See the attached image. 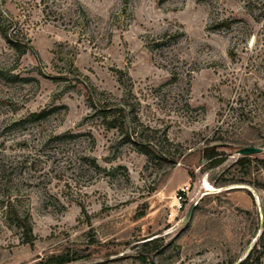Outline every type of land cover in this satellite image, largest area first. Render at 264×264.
Listing matches in <instances>:
<instances>
[{
    "label": "rangeland",
    "instance_id": "374dc122",
    "mask_svg": "<svg viewBox=\"0 0 264 264\" xmlns=\"http://www.w3.org/2000/svg\"><path fill=\"white\" fill-rule=\"evenodd\" d=\"M0 11L30 41L20 52L0 35V264H139L137 244L154 237L165 248L152 264L251 250L264 230V0H0ZM106 114L167 157L142 154ZM207 140L228 144L221 165L182 161ZM245 146L263 149L248 176L233 167Z\"/></svg>",
    "mask_w": 264,
    "mask_h": 264
},
{
    "label": "trees",
    "instance_id": "16d2710c",
    "mask_svg": "<svg viewBox=\"0 0 264 264\" xmlns=\"http://www.w3.org/2000/svg\"><path fill=\"white\" fill-rule=\"evenodd\" d=\"M4 12L0 11V35L5 39L6 42L10 46H12L14 49L19 50L20 52H27L28 49H30L29 39L26 43L22 44L19 39V35L16 32H13L12 30V21L8 19ZM22 45H24L22 47ZM102 111V110H101ZM105 111V110H103ZM36 115V114H35ZM106 118L109 119L108 125L111 128H117L118 125L115 124L116 117L110 116L106 114ZM118 129H120L122 132L125 130V137L127 141L131 143H135L140 146L139 151L147 155L149 158H165L167 157V154H169L168 151L160 149L155 143L151 142L150 140L145 139V137H141L139 133L136 130H132L130 132V129L127 126H123V124L119 125ZM228 144H225V142H215L213 140H207L202 146L199 148H196L195 150H192L188 154H186L182 161H185L187 157L198 155L199 159L201 161H204V163H200L199 167L200 170H202L204 167L207 168H213L216 166L221 165L225 159L228 156V153L223 150V147H227ZM184 155L183 153L181 154ZM181 155L178 159L181 158ZM251 158L249 156H240L233 164V167L240 169L243 171L244 176L250 175L251 172ZM262 163H264V160H258ZM188 175L193 181L195 179V171L191 168H188ZM247 180L245 178L240 179H224V180H216L214 182V185L216 187H226L229 184H245ZM198 208V204L196 206V209ZM30 230V229H29ZM143 242L138 243L137 247L138 249V259L139 264H152L155 262V258L158 255L157 253H162V250H164L165 246L163 244V238L162 237H154L152 239H143ZM163 246L161 250H158L159 246ZM150 251H155L154 254L149 253ZM79 256L69 257L64 255H57L52 256L48 260L42 261L38 264H70L73 261H75ZM242 259L238 264H264V230H262L261 234L256 238L255 242L253 243V246L251 250L243 256ZM238 260H232L228 262H222L220 264H236Z\"/></svg>",
    "mask_w": 264,
    "mask_h": 264
},
{
    "label": "water",
    "instance_id": "95a60500",
    "mask_svg": "<svg viewBox=\"0 0 264 264\" xmlns=\"http://www.w3.org/2000/svg\"><path fill=\"white\" fill-rule=\"evenodd\" d=\"M263 151V149L261 147H256V146H245V147H242L240 149L237 150V154H239V156H250V155H254V154H260L261 152ZM233 188H236V187H231L230 189H233ZM196 206H197V203H192L184 218H183V225L185 227H187L192 218H193V215H194V211L196 209ZM242 259H239L236 264H238Z\"/></svg>",
    "mask_w": 264,
    "mask_h": 264
},
{
    "label": "built area",
    "instance_id": "2783aa9c",
    "mask_svg": "<svg viewBox=\"0 0 264 264\" xmlns=\"http://www.w3.org/2000/svg\"><path fill=\"white\" fill-rule=\"evenodd\" d=\"M181 198V197H180Z\"/></svg>",
    "mask_w": 264,
    "mask_h": 264
}]
</instances>
